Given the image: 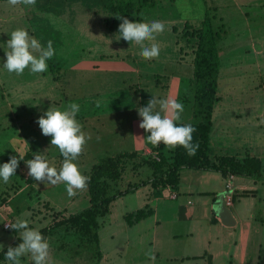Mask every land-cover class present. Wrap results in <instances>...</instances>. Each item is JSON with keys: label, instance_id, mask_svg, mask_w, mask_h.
Instances as JSON below:
<instances>
[{"label": "rangeland", "instance_id": "374dc122", "mask_svg": "<svg viewBox=\"0 0 264 264\" xmlns=\"http://www.w3.org/2000/svg\"><path fill=\"white\" fill-rule=\"evenodd\" d=\"M123 1L127 0H115V3ZM258 2L264 0H151L143 6L140 0H135L141 9L142 22L165 24L163 33L154 41L145 42L148 46L156 43L160 48L159 56L150 60L140 56V45L116 39L118 32L110 30L105 23L106 18L114 17L112 11L78 4L76 9L80 13L75 24V21L70 22V14H64L61 20L44 5L47 10L40 11L24 4L12 6L0 2V165L9 162L12 156L19 159L16 173L9 182L5 184L0 179V251L22 240L16 230L5 228L17 217L22 216L28 220L29 227L41 232L90 206L86 188L69 197L64 183L38 182L27 175L26 161L34 158L37 152L45 155L50 166L57 170L62 165L59 149L51 145V136L43 135L37 123L48 108L65 110L71 103L80 106L76 119L91 138L74 162L85 176L94 165L108 157L132 151L139 157H152L150 152L155 153L154 150L144 151L145 146L152 144L146 140L150 133L139 127L142 117L138 108L146 106L152 96L167 95L169 81L173 83L169 96L184 105L182 115L190 117L196 111L193 74L197 39L184 35L186 24L200 28L210 17L214 27L220 28L218 97H264V63L257 65L258 57L253 50L262 47L259 38L264 35V6H258ZM41 26L60 32L54 46L55 55L47 61V71L33 74L26 68L21 75L9 73L3 64L11 32L23 28L35 37ZM183 61L189 65L183 64L181 68ZM245 68L248 72L242 71ZM176 71L183 75L179 88L175 83L177 77L172 76ZM189 117H181L177 122L198 123L200 120L196 116ZM158 155L165 156L161 152ZM135 162L129 161L126 173L113 185V194L151 177L152 169L144 166L134 170ZM187 173L196 176L200 172L187 169L182 175ZM146 193L144 188L141 195L130 192L119 196L111 206V214L100 219L98 234L103 260L95 261L92 251L80 250L76 233L64 227L52 229L45 237L50 244L49 264H206L202 259L173 257L187 251L194 240L184 234L188 230L187 223L174 222V213H169L186 200V194L182 193L178 201L162 199L159 204L154 195L146 196ZM199 200L198 196H191L194 203L198 204ZM146 204L152 209L160 207L158 218L161 222L151 216L129 226L124 215L143 209ZM169 207L173 211L167 209ZM259 223L264 227L262 220ZM176 233L180 236L174 238ZM253 241V249L255 251L258 246V258L261 256L259 261L264 264V228ZM150 250L154 261L147 255ZM0 264L9 262L4 259ZM21 264L34 262L26 255L21 258Z\"/></svg>", "mask_w": 264, "mask_h": 264}, {"label": "crops", "instance_id": "0c3cea01", "mask_svg": "<svg viewBox=\"0 0 264 264\" xmlns=\"http://www.w3.org/2000/svg\"><path fill=\"white\" fill-rule=\"evenodd\" d=\"M58 1L63 2L61 6L53 8L52 5V7L50 6L51 9L47 7L48 11L55 16H59L61 20L64 19L66 13H68L72 18V21L70 22L74 23L75 21L76 24L77 14L80 13V11H77L76 7L78 4L83 5V3L77 2L76 0ZM38 2H54V0H36L35 5L29 7L36 8L40 11L43 9L47 10L43 7V4ZM257 4L258 6H264V2H258ZM63 7L65 8L63 9ZM61 9H63L62 12ZM259 35L262 34H258V36ZM259 39L261 40L262 47H255V49H253L255 52L254 55L258 57V66L261 63H264V35L262 37L260 36ZM183 64L186 66L189 65L188 62L183 61V63H180L181 68H183ZM178 70L183 72L180 69ZM247 70L248 69L245 68L242 71ZM193 75L189 77H193ZM172 76L177 77L175 83L176 87L179 88L183 82V80L180 79L183 77L182 73L176 71L172 73ZM168 85V94L162 97L157 96V98H166L169 96L173 83L169 81ZM194 116H196L195 110L190 117ZM181 117L189 116L181 115ZM212 121L213 129L210 138V158L213 162H216L218 158L224 156L235 157L240 160L247 157H256L261 160L264 168V97H254L253 95H226L219 97V100L214 106ZM148 148L154 150L155 153L161 152L165 156L168 155L166 157H170L174 149L165 146L163 143L159 146L152 145L149 147L147 145L145 146L144 151L148 150ZM128 153H134V151ZM144 155L145 153L143 156ZM144 166L147 165L138 168ZM147 167L150 168L149 166ZM136 169L137 168L134 170ZM187 169L188 168H182L180 171V184L178 189H172L177 193L176 199L171 198L170 186L168 185L162 189L161 185L155 188L152 183H143L151 179L152 175L147 180H142L140 183L134 184L133 186L130 184L128 187L132 190L131 192L140 195L145 188L147 192L145 195H154L155 201L159 204L162 199L178 201L182 193L186 194V200L179 202L177 206L174 207V211L171 207L167 209L173 211L169 213H174V217L172 218L174 222L181 224L187 223L188 230L184 231V234H187V236H190L191 239L194 240L187 251L184 250L181 254L172 256L181 260H190L192 258L202 259L206 264H261L259 261L261 256L258 258L260 252L258 246L255 247V251L253 249V245L255 244L253 238L255 236L259 237L261 234V228H264L263 226L261 227V224L259 223V220L264 222V181H256L234 176L232 181L235 190L234 203L231 207H226L230 210L235 225L226 226L222 220L214 214L213 205L217 196L220 193L225 192L228 177H224L221 173L212 170H196L200 172L199 174H196V176L189 173L183 176V172ZM126 171L127 169L124 174ZM191 196H198L200 199L199 203L196 204L191 201ZM113 203L114 201L112 204ZM111 206L109 214H111ZM141 210L147 212L151 210V214L138 222H135L134 219H129V216H134ZM159 210V206L152 209L149 208V204H146L143 209H139L133 213H126L124 218L126 223L131 227L151 216H154L158 222H161L158 218ZM258 215L260 217H258ZM179 236L178 233L173 235L174 238ZM79 249L89 251L83 248ZM168 256H170V253H168ZM103 259L104 257L102 253L101 260Z\"/></svg>", "mask_w": 264, "mask_h": 264}, {"label": "trees", "instance_id": "16d2710c", "mask_svg": "<svg viewBox=\"0 0 264 264\" xmlns=\"http://www.w3.org/2000/svg\"><path fill=\"white\" fill-rule=\"evenodd\" d=\"M5 1L8 0H0V2ZM150 2L151 0H140V6L150 4ZM38 3L51 9L50 6L53 5V8H56L61 6L63 2L54 0V2ZM82 3L89 9L101 7L106 11H112L114 17L105 19V23L110 30L118 32L122 21L117 16H125L133 22H142L139 16L141 9L137 7L135 0H127L117 4L115 0H91V2ZM220 32V28L214 27L210 17L203 21L200 28H192L189 24H186L184 28V35L187 38L197 39L194 64V81L196 83L195 114L200 120L198 123L177 122V124H191L195 128L192 142L199 145L196 154L189 156L182 146H176L170 157L162 155L160 161H156L151 156L139 157L135 152L123 153L102 160L94 165L87 175L89 180L86 189L89 194L90 206L78 214L62 218L49 228H44L41 231L44 237H47L48 232L54 228L57 230L70 227L76 233L78 247L92 251L94 260L100 261L102 256L98 234L101 228L100 219L110 213V206L113 201L119 196L132 191L128 188L125 191H119L117 194L112 193L113 185L122 179L129 161L136 160L134 169L143 165H147L152 169V178L143 183H152L155 188L161 185L164 189L168 185L173 190H177L182 168L212 170L221 173L224 177L233 175L264 181V168L259 158L247 157L240 160L235 157L224 156L218 158L216 162H213L210 158V138L213 129L212 116L214 106L219 100L218 83L221 63L218 41L221 37ZM35 37L44 46H46L48 40H52L54 47L57 45L60 32L48 26H41L38 28ZM150 214L151 210L148 212L141 210L134 216H129V219L138 222ZM20 243H22V240H18L10 246L16 247ZM8 247L0 251V261L5 259Z\"/></svg>", "mask_w": 264, "mask_h": 264}, {"label": "clouds", "instance_id": "9594fccd", "mask_svg": "<svg viewBox=\"0 0 264 264\" xmlns=\"http://www.w3.org/2000/svg\"><path fill=\"white\" fill-rule=\"evenodd\" d=\"M8 3L12 6L20 4L34 6L36 0H8ZM117 18L122 21L116 36L117 40L123 39L140 45L142 49L140 56L146 60L159 56V45L151 43L148 46L145 42L154 41L158 34L165 31L163 22H133L125 16H117ZM6 45V62L3 66L9 73L17 75L23 74L26 68L33 74L47 71V61L55 55L52 40H48L44 46L23 28L13 30ZM79 110L80 106L77 103L69 104L65 110L51 106L37 121L42 134L51 136V145L56 146L63 157L59 170L50 166L45 155L40 152L26 161L29 177L53 185L64 183L69 197L75 196L77 190H84L89 180L74 162L82 153L87 140L91 138L82 130V125L76 119ZM183 111L184 105L176 98L152 96L146 106L138 108L139 116L142 117L139 127L150 133L146 140L154 146H159L161 143L170 148L182 146L189 156H194L199 147L192 142L195 128L191 124H177ZM18 166L19 159L12 156L9 162L0 165V179L5 184L8 183ZM7 226L16 230L22 239V243L18 246L8 247L5 259L9 264H21V258L26 255H30L34 264H49L50 244L38 229L29 227L28 220L22 216L17 217L14 223ZM147 255L151 260H155L151 250Z\"/></svg>", "mask_w": 264, "mask_h": 264}, {"label": "water", "instance_id": "95a60500", "mask_svg": "<svg viewBox=\"0 0 264 264\" xmlns=\"http://www.w3.org/2000/svg\"><path fill=\"white\" fill-rule=\"evenodd\" d=\"M225 192L220 193L213 205L214 214L219 217L226 226H234L235 221L230 210L225 205Z\"/></svg>", "mask_w": 264, "mask_h": 264}, {"label": "built area", "instance_id": "2783aa9c", "mask_svg": "<svg viewBox=\"0 0 264 264\" xmlns=\"http://www.w3.org/2000/svg\"><path fill=\"white\" fill-rule=\"evenodd\" d=\"M150 155H152V158L155 159L156 161H160L161 160V158L158 155V153L150 152ZM233 178H234L233 175L228 176V180H227V184H226L225 205L227 207H231L233 205V203H234L235 190H234V187H233V184H232ZM170 191H171V198L172 199H176L177 198V193L174 192L171 187H170ZM8 224H10V223H8ZM5 228L9 229L10 227H8L6 225Z\"/></svg>", "mask_w": 264, "mask_h": 264}]
</instances>
